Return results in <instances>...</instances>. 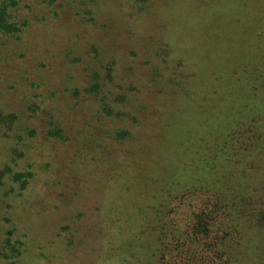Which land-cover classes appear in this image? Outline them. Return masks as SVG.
Listing matches in <instances>:
<instances>
[{
	"label": "rangeland",
	"instance_id": "rangeland-1",
	"mask_svg": "<svg viewBox=\"0 0 264 264\" xmlns=\"http://www.w3.org/2000/svg\"><path fill=\"white\" fill-rule=\"evenodd\" d=\"M179 1L20 0L14 7L24 29L0 40V264H153L160 225L185 227L205 190L213 194L222 179L242 189L258 174L247 155L261 151V138L234 139L227 149L212 135L245 133L244 123L264 117L256 106L264 99L256 64L264 59V17L260 34L253 31L264 1L240 0L239 10L238 0H220L219 14L205 17L208 62L225 49L228 60L247 57V69L259 74L254 83L250 74L239 84L214 81L217 92L205 100L217 103L207 111L189 103L196 85L187 94L180 86L192 72L180 58L202 45L182 41ZM236 85L256 95L233 114ZM240 166L246 175L236 173ZM261 182L239 192L240 206L253 210L239 219L246 232L264 234ZM9 243L22 250L18 258L9 257ZM246 252L250 264H264L257 249Z\"/></svg>",
	"mask_w": 264,
	"mask_h": 264
},
{
	"label": "trees",
	"instance_id": "trees-1",
	"mask_svg": "<svg viewBox=\"0 0 264 264\" xmlns=\"http://www.w3.org/2000/svg\"><path fill=\"white\" fill-rule=\"evenodd\" d=\"M19 1L20 0H3L0 2V40L5 36L17 35L24 29L23 27L25 26V22H19V20L16 19L17 16L14 15L13 10ZM221 1L180 0L178 2V7L176 8L178 16L181 17V21L185 27L180 30L181 35H183L182 41L185 39L190 42V40L195 39V41H193L194 43L198 44L199 42L202 45L201 48L194 46V50H186V55L181 57L179 60V63L181 64L180 67H182L185 72L186 70L192 71L190 74H186L184 79L180 80V82H182L180 86L182 87L184 93L182 91L179 95L182 93L187 94L185 90L186 87L190 89V86L196 85L195 90L192 91L189 103L196 102L200 106H205L204 109L206 111L210 109V106L212 108L213 105L217 103V98L214 97L211 101L205 100L207 95H215L217 92L214 81L222 82L223 80L226 82L225 85H232V82L239 84L238 80L249 74L251 76L250 81L253 83L259 78V74L256 70L250 72V70L247 69L248 66L244 63L245 60H249L247 57L242 60L243 63L241 62L240 57H237L234 60H228L226 58L227 50L223 49L219 52H212L215 59L211 64L208 62L209 59L205 56V54L201 53V51L205 48L204 42L206 43V34H208V28L204 25L206 22L204 19L207 16H214L218 13L215 9L218 5H220ZM235 6H237L239 10L245 9L246 3L241 2L240 4V0H238L237 5ZM222 7L225 8L227 6L223 4ZM182 12H188L187 15L189 17L194 15L199 17L185 18L181 15ZM259 13L261 18L257 20V26H254V35H258L261 32H259L260 29L258 27L260 25L258 21L264 17V2L261 5ZM256 17L257 16H255L254 19ZM198 18L199 22L197 24L196 20ZM253 22L255 23L254 20ZM194 43L191 46H193ZM253 59H255V57ZM256 61V64L259 66L258 71H262V75H264L263 56L261 59H256ZM212 67L213 70H211ZM235 68H237V70L241 69V71L235 72L236 75L239 74L238 76H235L233 73ZM220 70L222 71L221 73L218 72ZM262 79L264 78L262 77ZM209 81L213 82V84H210ZM91 90L93 89H90V91ZM235 90V101L237 104L235 103V107L232 106L233 110L231 112H233V114L235 112L239 113L242 109L244 110L247 102L251 100V96L256 95V93L248 90L247 87L238 89L236 85ZM220 93H223V91H220ZM220 93L218 92L219 95H221ZM260 97L262 98V96L257 98L256 106L261 110L262 114H264V99H261ZM204 100L207 102L202 103ZM245 126V133L243 131V133L237 131V133L234 132L233 134L227 133L224 137L218 134H213L212 138L214 137L215 140L226 143L227 149L234 139H236V143L247 144L249 142H254L255 139L261 138V143H263L261 151L257 154L249 153L247 155L252 157L250 162H257L256 167L259 175L252 172V176H250L249 179L244 180L246 185H243L242 189L240 188V184L237 185L235 183L237 179L232 180L230 184L224 183V179L220 180L219 183L214 185L215 192L213 194L209 193V190H205L206 197L202 196L199 202L196 203L195 208L197 209V212H194V214H192V216L187 220L188 223H186L185 227L181 228L179 226H175L171 222H164L160 225L156 230V232H158L157 244L160 248L157 247L154 254L156 258L158 257V261L156 262L155 260L153 264H163L164 261L166 262V258L168 257L170 259L167 264H250L248 259H246L247 255L245 256V252L248 247H253L255 250L257 249V253L264 256V234L262 233V235L258 232H261L262 229L258 228L257 230H252V232H246L241 227L240 220L242 215H244L243 218H249L253 213V210L240 206L243 199L240 197H243L244 194L239 193L251 190V192H253V187L255 185H262L263 183L261 181L264 178V117L250 119L244 123V127ZM254 129H260L261 133L258 135L252 134ZM233 136L234 138H232ZM219 153V151H217V154L215 152V154L219 157V160H222V156H220L221 154ZM236 163L238 166L239 162L237 161ZM239 168L241 169L242 166L238 168L236 167L237 174H239L240 171H242L244 175L247 174V171L245 172L243 168L242 170ZM208 187H211V184L208 183L205 186V188ZM182 200L184 201L183 204L185 205V208L188 207L193 209L191 203L187 202L186 193L183 194ZM258 219V224L264 226V216H261V218L259 217ZM9 246V257L11 255L13 258L14 256L15 258H18L22 254V250L19 249V246L15 243H9ZM170 248L171 250L177 251V254L171 255L169 251ZM172 256L175 258L174 260L172 259ZM252 264L261 263L254 261Z\"/></svg>",
	"mask_w": 264,
	"mask_h": 264
}]
</instances>
